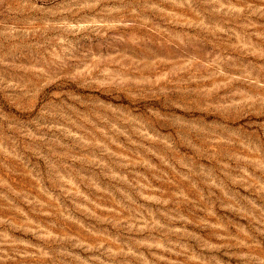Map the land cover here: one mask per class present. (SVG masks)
I'll use <instances>...</instances> for the list:
<instances>
[{
	"label": "rangeland",
	"instance_id": "rangeland-1",
	"mask_svg": "<svg viewBox=\"0 0 264 264\" xmlns=\"http://www.w3.org/2000/svg\"><path fill=\"white\" fill-rule=\"evenodd\" d=\"M0 264H264V0H0Z\"/></svg>",
	"mask_w": 264,
	"mask_h": 264
}]
</instances>
